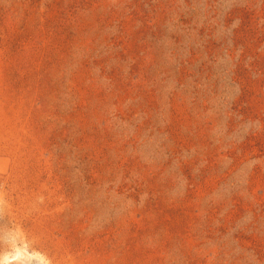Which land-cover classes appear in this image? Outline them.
<instances>
[{"label":"rangeland","instance_id":"rangeland-1","mask_svg":"<svg viewBox=\"0 0 264 264\" xmlns=\"http://www.w3.org/2000/svg\"><path fill=\"white\" fill-rule=\"evenodd\" d=\"M0 264H264V0H0Z\"/></svg>","mask_w":264,"mask_h":264}]
</instances>
